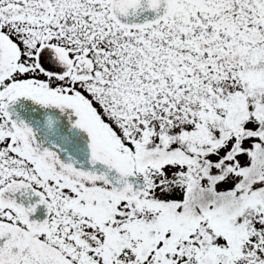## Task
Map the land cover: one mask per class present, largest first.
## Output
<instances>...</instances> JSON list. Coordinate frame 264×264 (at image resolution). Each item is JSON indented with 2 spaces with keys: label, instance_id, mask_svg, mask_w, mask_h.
<instances>
[{
  "label": "snow or ice",
  "instance_id": "6c2138e0",
  "mask_svg": "<svg viewBox=\"0 0 264 264\" xmlns=\"http://www.w3.org/2000/svg\"><path fill=\"white\" fill-rule=\"evenodd\" d=\"M0 264H264V0H0Z\"/></svg>",
  "mask_w": 264,
  "mask_h": 264
}]
</instances>
